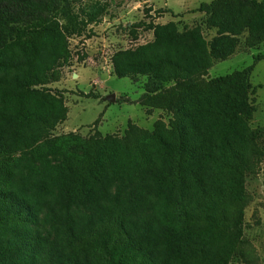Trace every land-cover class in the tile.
Segmentation results:
<instances>
[{
    "label": "trees",
    "instance_id": "obj_1",
    "mask_svg": "<svg viewBox=\"0 0 264 264\" xmlns=\"http://www.w3.org/2000/svg\"><path fill=\"white\" fill-rule=\"evenodd\" d=\"M62 1L0 0V54L9 42L26 52L12 61L19 72L3 80L2 101L22 102L25 87L39 86L42 99L58 104L36 116L0 109V178L16 154L33 150L44 161L59 148L37 146L69 112L66 91L47 86L61 80V70L40 68L59 57L46 32ZM189 12L205 17L186 34L174 22L154 29L170 44L189 37L194 52L116 71L120 78L150 79L139 98L120 103L181 114L157 120L152 130L132 125L124 135L71 132L68 141L82 142L83 156L67 154L64 169L51 177L21 179L44 211L35 227L22 203L0 209V226L15 231L1 246L0 264H262L241 226L254 200L246 179L264 162V129L251 124L249 98L250 76L264 54L225 75L211 77L209 70L264 43V0H211ZM203 26L229 35V43L208 41ZM78 94L98 98L94 91Z\"/></svg>",
    "mask_w": 264,
    "mask_h": 264
},
{
    "label": "rangeland",
    "instance_id": "obj_2",
    "mask_svg": "<svg viewBox=\"0 0 264 264\" xmlns=\"http://www.w3.org/2000/svg\"><path fill=\"white\" fill-rule=\"evenodd\" d=\"M211 0H63L57 16L49 24L46 39L53 46L58 58L40 65L43 70H61L62 78L48 84L52 90H65L64 104L68 107L67 119L60 123L52 135L42 141V150L55 148L44 161L34 157L33 150L18 153L3 169L0 178V209L22 203L28 210V225L35 227L37 219L44 216L41 205L36 203L21 187V179L30 173L53 176L64 169L67 154L83 156L82 142H69L71 132L83 138L98 129L102 134L124 135L130 126L153 129L161 119L166 123L180 115L176 110L142 106L138 103H120L122 97L136 100L144 92L147 76H117L116 71L136 63L157 62L163 58H177L194 52L189 37L181 35L178 42L170 44L166 35L161 41L155 35V27L170 22L177 24L178 32L199 26L204 13H190L202 2ZM179 14L181 16H174ZM208 41L225 46L230 36L217 29L202 27ZM182 42V44H181ZM25 50L15 42L8 43L0 54V109L16 114L45 115L56 110L58 104L40 97L41 88L25 87L22 102L6 103L1 99L3 80L14 77L19 69L12 61L25 57ZM33 57V54L27 50ZM264 54V43L238 50L230 58L217 62L210 70L217 77L242 70L254 62L256 55ZM249 98L254 108L253 127L264 129V60L257 63L250 76ZM94 91L98 98H86L79 92ZM115 100H109L111 95ZM103 114L99 122L95 121ZM264 148V139L261 141ZM52 187H53V182ZM246 187L254 196L246 209L241 229L246 238L256 246L264 264V162L259 174L246 179ZM259 222V223H258ZM14 228L0 226V250L14 234ZM60 236L54 231V238Z\"/></svg>",
    "mask_w": 264,
    "mask_h": 264
},
{
    "label": "water",
    "instance_id": "obj_3",
    "mask_svg": "<svg viewBox=\"0 0 264 264\" xmlns=\"http://www.w3.org/2000/svg\"><path fill=\"white\" fill-rule=\"evenodd\" d=\"M109 100H115L114 94L109 97Z\"/></svg>",
    "mask_w": 264,
    "mask_h": 264
}]
</instances>
